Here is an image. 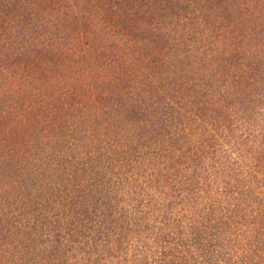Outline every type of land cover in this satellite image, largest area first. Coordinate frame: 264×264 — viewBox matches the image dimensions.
<instances>
[{"label":"trees","instance_id":"trees-1","mask_svg":"<svg viewBox=\"0 0 264 264\" xmlns=\"http://www.w3.org/2000/svg\"><path fill=\"white\" fill-rule=\"evenodd\" d=\"M0 264H264V0H0Z\"/></svg>","mask_w":264,"mask_h":264},{"label":"rangeland","instance_id":"rangeland-1","mask_svg":"<svg viewBox=\"0 0 264 264\" xmlns=\"http://www.w3.org/2000/svg\"><path fill=\"white\" fill-rule=\"evenodd\" d=\"M48 73V72H47ZM44 79V78H43ZM15 80V82H13V85H12V87L13 88H15L16 89V87L18 88V91H20V89H19V85H20V83H19V81H21L22 79H20V78H16V79H14ZM33 79H30V81H32ZM9 85L11 86V84H10V81H9ZM17 90V89H16ZM20 93H21V91H20Z\"/></svg>","mask_w":264,"mask_h":264}]
</instances>
